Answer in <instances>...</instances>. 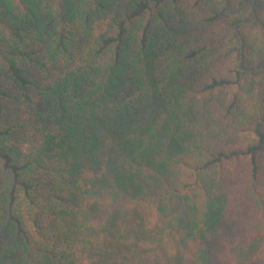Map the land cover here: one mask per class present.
<instances>
[{
  "label": "trees",
  "instance_id": "obj_1",
  "mask_svg": "<svg viewBox=\"0 0 264 264\" xmlns=\"http://www.w3.org/2000/svg\"><path fill=\"white\" fill-rule=\"evenodd\" d=\"M1 79L0 264H264V0H0Z\"/></svg>",
  "mask_w": 264,
  "mask_h": 264
},
{
  "label": "rangeland",
  "instance_id": "obj_2",
  "mask_svg": "<svg viewBox=\"0 0 264 264\" xmlns=\"http://www.w3.org/2000/svg\"><path fill=\"white\" fill-rule=\"evenodd\" d=\"M84 38H81L80 43L83 45L85 43ZM32 77H39V73L32 74L30 73ZM0 87L4 90H6L8 93L11 94V96H16V92L10 83L6 81L5 79L0 80ZM2 103L6 106V108H9L6 110V115L4 117H0L2 122H12V121H17L25 118L26 110L22 106L17 107V99L10 97V98H2ZM241 253V252H240ZM239 253V254H240Z\"/></svg>",
  "mask_w": 264,
  "mask_h": 264
}]
</instances>
